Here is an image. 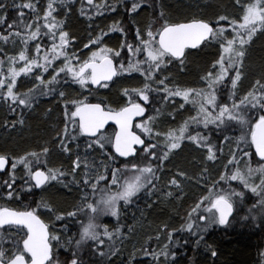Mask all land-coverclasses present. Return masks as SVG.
<instances>
[{
  "label": "snow or ice",
  "instance_id": "6c2138e0",
  "mask_svg": "<svg viewBox=\"0 0 264 264\" xmlns=\"http://www.w3.org/2000/svg\"><path fill=\"white\" fill-rule=\"evenodd\" d=\"M89 5H93V0H87ZM240 0H236L239 3ZM37 3L39 0H13L12 7L16 9V16L9 20L5 8L8 7L3 0H0V51L3 50V44L15 45L18 41L24 47L19 51L18 56H9L8 70L4 72V60H0V104L5 105L8 111L15 113L17 109L31 110L38 102L40 96H48L54 93L63 104L64 125L62 130L63 139H60V151L68 153L71 150L68 145L83 136L87 139L83 141L85 144L86 157L83 158L77 152L75 159L71 156L67 157L71 164L75 167L71 168V172L75 173L76 169L82 168L83 186L91 188L92 194L98 190V185L101 181L108 180L107 173L110 172L111 185H117L115 193L111 192L108 187H101V193L98 200L93 202L88 201V193L85 191L84 200L77 205L76 210L67 212V216L76 217L78 213L85 215L87 222L81 221L82 232L79 240L75 244V250L69 264H88L82 256V246L88 241L95 242L96 247L92 249V255L99 257V264H107V260L114 254L113 245L114 236H119L120 232L109 231L108 227L100 223L103 216L110 215L119 218L120 207L119 201H124L125 205L134 203L133 198L137 197L141 191L148 189L145 195H151L155 191L157 185L153 182L158 181L160 177L158 171L163 170V162L168 160L172 150L180 147V142L185 139V134L188 133V123L186 122L180 129L178 134L169 131L166 137V142L161 146L159 137L160 132L153 134L152 128L148 123H138L136 127L140 128L145 134V139L141 135L134 134L132 129V121L135 117L144 116L146 109L153 112V115L146 117V120L153 121L160 110L155 107L158 102L163 103L166 98L182 97L187 101L189 95L195 92L197 96H206L207 103H202L199 107L197 116L191 117V121L197 126L203 125L204 129H208L209 125L214 124L220 128L225 121H236L242 128H246L247 132L243 133L236 141V147L240 152V158L245 156L251 157L253 153L249 151L252 145H255V153L258 154L261 161H264V71L261 72L259 79L255 81L252 90L247 95L239 98V103H236L235 92L229 96L232 101L231 106L228 103H216V85L225 79L230 70L235 69L234 78L230 81L232 89H235L237 82L241 79L240 67L243 65L246 56L247 48L253 35L258 29H264V0H255V3H250L243 11V22L237 24L236 20H229L225 15H219L217 23L227 21L231 26V32H228L227 27L213 28L209 23L203 20L193 19L191 22H163L158 31L151 29L146 31V37L142 38V33L139 29L136 31V39L138 46L125 42L117 45L115 48L106 47L104 37L108 32L124 33L125 29L119 24L114 23L108 31H103L99 35L89 38V42L83 44L84 48L90 50L91 55L87 59H83L76 52V47L69 31L63 30V22L56 19L54 13L56 8L65 3V0H60V5L57 0H48L45 9L37 11ZM147 0H136L131 5V11L137 12ZM151 6V5H149ZM109 10L116 11L115 4L107 6ZM25 9L29 10L26 14ZM41 12H43V22L41 20ZM99 14V8L97 7ZM161 16H164L163 11ZM159 37V39H157ZM211 37L212 39H209ZM45 38L49 43H45ZM218 39L219 48L217 49V58L215 63H212L211 68L218 71H207L204 76L206 82V90L197 89H180L169 88L168 76L165 74L163 78H157L156 73L162 68H167L168 63L176 61V67L184 65L185 60L199 55L204 49L212 46L213 40ZM34 41L32 48L33 55L27 54L29 42ZM58 41V42H57ZM207 41V43H205ZM204 48H201V45ZM99 47V51H92V46ZM186 49L199 50L189 51ZM122 51L125 53L121 55ZM42 54V55H41ZM131 54V58H129ZM143 54V59H140ZM87 56L88 54L85 53ZM119 64V74L128 73L133 81H137L139 86L123 87V96L127 100L123 102L124 106L118 111L112 108H102L103 101L97 103L88 102V94L81 93L82 98H74L71 94L65 93L64 90L58 89L55 86L64 83H74L80 85L81 89L89 85H97L100 88H108V81H112L113 77L118 75L117 70L113 67V59ZM167 58V60H166ZM60 60L61 63L53 67V63ZM75 61H80V66L76 67ZM124 61L128 62L125 67ZM23 62L19 69L11 67V65ZM102 62V63H101ZM147 65V68L143 66ZM51 68V71L49 69ZM35 70V75L32 76V82L36 84L35 88L28 87L27 91H20L17 88V79L21 75L28 76ZM44 73L48 75L45 76ZM63 73V76L61 74ZM137 73L138 75H132ZM143 77V79H140ZM69 78H71L69 80ZM167 81V83H166ZM117 83H120L117 81ZM156 84V87H153ZM159 85H164L163 92L167 97L159 96L161 89ZM22 87L26 86L24 83ZM39 89V92L36 91ZM156 93V95H153ZM258 93V95H257ZM183 108L184 105H178ZM209 107L211 111H209ZM50 110V109H49ZM215 115H212V112ZM200 114H203L201 117ZM114 121L118 125L119 130L112 133L111 136L100 132L108 121ZM23 124V119L12 121L11 126ZM7 126V125H5ZM99 133V135H98ZM250 137V140L248 139ZM187 139L191 140L198 147L207 148V159L212 161L216 159V151H213V146L210 144L211 137L208 133L197 130L195 134L188 133ZM156 140L155 143L152 141ZM114 148L112 152L108 146ZM140 147L137 148L136 146ZM78 149L79 144L75 145ZM98 152L101 158V164L97 168L103 167V172H95L89 175L90 165L87 157L96 159L93 152ZM43 152L47 154L48 148L45 147ZM32 157L38 164H45L46 161L40 158L37 152H29L27 156L19 157L13 160L6 154H0V172H4L7 180L3 182L6 189H11L15 184L16 168L23 164L28 170V176L35 184L30 187H42L47 181H55L58 176L66 175L65 172L59 169H47V174L44 171H33ZM125 158L121 161L119 158ZM131 158V159H129ZM108 163L104 164V160ZM237 160L235 154L228 161L232 164ZM122 164L123 167H116L117 164ZM6 168L8 169L6 171ZM261 173H264V166L259 168ZM119 174V175H118ZM120 177H127L121 182ZM232 180H240L246 187H249V181L241 176L239 171L229 174L227 171L223 175H219L213 187L221 181L229 183ZM176 185V180L170 181ZM151 185V188L149 187ZM26 187L29 184L26 183ZM67 186V185H65ZM251 191L256 194H264V180L261 181V188L258 192L255 186H251ZM170 196L171 193H168ZM9 198L13 196V192H8ZM208 201L206 207H202L204 201ZM232 198L225 192H211L205 196L203 200L195 204L185 218L184 224L177 228L176 231L193 232L201 227L200 221L207 224L215 221L218 215L220 224H227L233 212ZM261 205H264V198L261 200ZM47 207V205H44ZM51 211V209H49ZM203 211L211 213V216L203 215ZM259 211L264 214V207H260ZM199 214V215H198ZM57 220H63L64 216L57 215ZM0 231L13 233L18 235V238L9 236L11 242L10 248L5 249L3 239L0 238V264H60L58 258L53 257V251L49 240L47 226L40 220L36 214V209L25 211H14L8 208L0 209ZM109 242L107 250H102L105 245V239ZM52 240H58V236H52ZM169 243L172 241L171 235L167 237ZM187 242V241H186ZM168 245H165L163 253L153 254L155 261L159 255L169 256L167 251ZM147 255V253H145ZM215 256V252L211 253ZM26 257H28L26 259ZM172 259H175L172 256Z\"/></svg>",
  "mask_w": 264,
  "mask_h": 264
},
{
  "label": "trees",
  "instance_id": "16d2710c",
  "mask_svg": "<svg viewBox=\"0 0 264 264\" xmlns=\"http://www.w3.org/2000/svg\"><path fill=\"white\" fill-rule=\"evenodd\" d=\"M41 1L43 2L44 0ZM155 1L152 0L149 3L151 6H149V12L147 11L148 15H142V18L149 19L147 21L144 20V23L151 22L152 19L156 20L157 18L161 24L164 20H167L166 22L168 23H175L197 19L208 22L213 28L226 26L224 21L217 23L219 15H224L225 13L238 14L241 4H245L246 2V0H240L239 3H236V0H194L192 2L185 0H164L162 6L164 9L160 10ZM3 2L8 5L4 11L9 20L13 19L16 16V9L12 7L13 0H3ZM115 2L113 1V3ZM81 4L86 7L84 1ZM82 10V8H74L72 14L64 21V30L69 31L75 45H78L81 54L84 52L83 44L88 43L89 38L93 34L97 36L103 31V29H98V31L96 30L97 32L93 31L91 29L92 26L89 28L84 22L85 17L80 14L83 12ZM123 10L125 12H121L125 15L122 20L124 24L126 21H129L127 19L129 15L127 10ZM162 11L164 13L163 17L161 16ZM25 12L28 13L26 9ZM214 16L217 18L212 19ZM162 18L164 19L162 20ZM42 21L43 16L41 17V23ZM143 22L139 25L129 21V24H126V27L123 28L126 31L133 32L138 27L141 31ZM119 38L121 36H115V38H112V42L119 43L122 40L121 44H124V39ZM128 40L130 39L128 38ZM45 43H49L47 39H45ZM213 51V49H209L203 53L201 52L202 54L200 53L197 56L186 59L185 65L182 68H177V62L173 60L169 65L168 71L163 74H166L169 77L168 80L172 81V83H168V87L170 89L192 88L204 90L202 83L205 84V81L203 78L207 71L212 70L211 65L215 63V58H217L215 56L216 51ZM9 56L12 55L0 51V60L7 62ZM250 59L247 74L248 85L246 84L247 88L245 90L247 92L252 90L255 81L260 78L261 72L264 71V35L259 39V43L255 46V49L252 50ZM61 76H63V73ZM229 82L230 77L219 83L223 84L221 87H216L217 104L228 103L231 106L232 102L229 100V96L234 90L230 88ZM156 86V84H153V87ZM55 87L64 90L66 95L71 94L74 98H82L81 93H85L88 94L89 102H100L102 100L101 95H99L101 90L93 93L89 86L81 89L78 84L64 83L62 81L61 84ZM159 87L161 89L159 96L167 97V94L162 92L164 85H159ZM111 91L110 100L112 102H119L120 88L116 87ZM52 94L54 97L51 100L57 101V103L53 104L49 102L50 110L44 107L48 103L40 105L32 113L31 110L17 109L15 113L9 112L8 114V108L0 107V145L5 154L16 155L15 157L26 156L29 152L40 154L47 147L48 155L46 157H48L49 165L47 167L65 172L66 175L62 178L65 184L61 187H54L53 185L49 187L48 185L47 188H43L41 191H36L31 187L32 192H27L25 191L24 180L23 178L21 180V175L18 174L19 179H16L17 184L13 185L11 189H6L3 182L8 177L2 174L0 175V207L30 210L35 209L42 202L43 204L39 208H46L48 211L51 209L49 213L52 219L47 218L44 213H41L46 223L50 224L52 236L59 237L58 240H53V257L58 258L60 264H69L72 252L75 250V244L80 237L75 238L74 236L72 245L68 244L65 246L58 244L66 240L70 235H73V230H75L73 226L75 224L80 226L81 234V221L86 223L87 220L82 213H78L76 217L67 216V212L76 210L77 205L81 203V190L83 186L82 184L77 185V181L73 179V177H77V174L76 172H71L70 169L74 167V164H71L67 157H73L77 152L75 149L72 152L75 145L79 144V147L83 149L85 144L82 142V138H78L68 145L71 150L70 152L62 153L60 151L61 146L58 141L64 138L61 130H59L61 124L60 108L63 104L54 93H50L45 97H51ZM192 94L193 96L187 102L182 98L178 99L176 97L166 98L163 103L159 102L158 99L155 107L160 112L156 115L155 120L149 122L154 129V133H161L158 138L161 146L166 141V135L169 131L174 132L176 128L182 127L186 122L189 125L188 133L194 135L197 130L202 133H208L211 137L210 144L213 146V151L215 152L219 148V151L216 152V159L209 161L207 159V148L198 147L191 140L187 139L188 133H186L185 139L180 142V147L172 150L168 160L163 162V170L157 172L160 179L153 182L157 185L155 191L147 196L145 192L148 189L141 191L137 197L133 198L134 203L128 205L122 203V200L119 201L121 213L119 218L110 215L101 218L100 223L108 227L109 231L116 232L119 229L120 232L119 236L113 237L115 241L113 245L114 254L108 258L107 264H256L258 254L264 249V214H261L259 211L260 207H264V205H261L264 194L253 193L250 187H246L244 183L237 180H234L232 183H225L223 181L219 183L223 185L231 184L232 191L236 195L233 199L236 212L227 227L209 226L202 223L200 229L197 231H176L177 228H180L184 224L185 218L192 207L201 198L209 194L219 175H223L225 171L229 174L236 171L246 173L247 167L244 164H237L240 154L237 156L235 154V151L238 150L236 145L231 147V155L235 154L237 157V160L233 161L232 164L228 163L232 159V156H225L223 158V155H221V146L228 135H238L240 137L247 130L245 128L242 129L237 123L233 124L229 123V121H226L220 128L213 125H209L208 129H204L203 125L197 126L188 118L190 116L188 115V107L192 103L196 106L195 101L201 96H197L195 92H192ZM153 95H156V93H153ZM245 95H247L245 92L238 95L235 94L236 103H239V98ZM180 104H183L184 107L179 108L178 105ZM147 110V117L153 115L151 110ZM16 115L25 117L21 118L24 121L23 125L25 128H21V124L19 123L15 127L11 126L12 121L19 120L15 118ZM174 115H178L175 120L173 119ZM7 116L8 127L6 128ZM152 142L155 143L156 140ZM41 145H43V148H38ZM249 151L253 153L252 148ZM249 163L252 170L251 175L255 177L252 186H255L259 192L261 181L264 180V173H261L259 168L264 166V162H260L253 153L249 157ZM116 167H123V165L118 163ZM107 174L109 176L108 180L98 185L95 195L92 194L91 188H83V200L85 191L88 193L87 202H93L100 198L101 193L99 188L108 187L111 189V186L108 184L111 181L110 172ZM123 178L126 177H120V180L122 181ZM173 179L176 180V185L170 183ZM60 181L58 184H60ZM149 187L151 188V185ZM27 190H30V183ZM9 191L13 192L11 198L8 196ZM45 191H49L47 195H43ZM111 192L114 193L112 190ZM168 193H171V195L169 196ZM44 205H47V207H44ZM123 209L128 210L124 211ZM57 215L64 216V219L57 220ZM4 233L6 232L0 231V238L3 239L5 249L8 250L11 242L9 238L1 235ZM169 235H171L172 241L176 243H169L167 239ZM104 239L105 245L102 246V250H107L109 242L106 237ZM165 245H168L167 251L170 255L166 257L161 254L154 261L153 254L163 253ZM65 247L69 249L67 253L58 255L60 253L57 251V248L63 250ZM95 247L96 245L93 241H88L87 244L82 246V256L88 261V264H99L100 258L91 254L92 249ZM212 252H215L216 255L212 256ZM202 253L204 254L201 255ZM172 256L175 259H172Z\"/></svg>",
  "mask_w": 264,
  "mask_h": 264
},
{
  "label": "rangeland",
  "instance_id": "374dc122",
  "mask_svg": "<svg viewBox=\"0 0 264 264\" xmlns=\"http://www.w3.org/2000/svg\"><path fill=\"white\" fill-rule=\"evenodd\" d=\"M82 1H84L85 2V4H86V7L84 6V5H82L81 4V2ZM113 1H116L115 3H113ZM172 1H175V0H172ZM185 1H189V2H192V1H194V0H185ZM47 2H48V0H44L43 2L41 1V0H39V3H37V5H36V7H37V11L39 12L41 9H45L46 8V4H47ZM150 2H152V0H149V3ZM155 3L160 7L161 5L163 6V4H164V0H156L155 1ZM250 3H255V0H246V2H245V4H241V6H240V11H239V13L238 14H230V13H225L224 15L225 16H227L228 18H229V20H236L237 21V24H239V23H242L243 22V11H242V9H244V8H246V6L248 5V4H250ZM57 4L58 5H60V0H57ZM112 4H115V6H116V10H117V14H116V16H115V18H114V22H115V20H116V24H121L120 26H122V27H126V24H129V21H126L124 24H123V19H124V17H125V15L121 12V11H124L123 9H125V10H127V12H128V14H129V9L127 8V7H124V6H122L121 5V2H120V0H93V5H89L88 4V2H87V0H65V3L63 4V5H60V6H58L57 8H56V12L54 13V15H55V17H56V19L57 20H59V21H62L63 22V30L65 29L64 28V21L69 17V15H71L72 14V12H73V10H74V8H78V9H80V8H82L83 10V12L82 13H80L82 16H85V15H87V14H89V13H91V12H97V7L99 8V13H101V12H105V11H107V12H110L111 10H109L108 9V5H112ZM237 6V5H236ZM27 10V9H26ZM27 11H29V10H27ZM81 11V10H80ZM125 12V11H124ZM149 12V11H148ZM27 14V13H26ZM43 16V12H41V17ZM86 17V16H85ZM217 17L216 16H214V17H212V19H216ZM164 19V18H163ZM129 20V19H128ZM88 21V20H87ZM43 22V21H42ZM225 23H226V26H224V27H227L228 28V32H226L225 33V35H228L229 34V32H231V27H230V25L228 24V22L227 21H224ZM38 23H41V20L40 21H38ZM148 25H149V22L148 23H144L143 22V25H141L142 26V29H141V31H142V33H144V32H146L147 31V27H148ZM134 26V25H133ZM100 27H103V28H100ZM104 28H105V25L103 24V23H99V24H94L93 26H92V28L91 29H93V31H98V29H103L104 30ZM151 30H153V31H158L159 30V28L158 27H156V26H154ZM96 31V32H97ZM95 32V33H96ZM111 34H113V32H111ZM264 35V29H258L257 30V32L253 35V37H252V39H251V41H249V44L248 45H246V48H247V52H246V56H245V58H244V61H243V65L240 67V71H241V79L237 82V86H236V88L235 89H233L234 90V92H235V94L236 95H238V94H240V93H243V92H245V93H248L247 91H245L246 90V88H247V77H248V70H249V62L251 61V53H252V50L253 49H255V46L259 43V39L262 37ZM96 36V34H93L91 37H95ZM121 36V38H119V39H122V34L120 35ZM146 37V34H145V36L143 37V38H145ZM46 39V38H45ZM128 39V38H127ZM157 39H158V37H157ZM218 39L219 38H217V40H213V42H212V46L211 47H209V48H206V49H204V51L203 52H205V51H207V50H209V49H213L214 51L213 52H215L216 51V55L215 56H217V49L219 48V44H218ZM112 40L113 39H110V41L112 42ZM125 42H126V40H124ZM58 42V41H57ZM89 42V41H88ZM35 42L34 41H31V42H29V44H28V49H27V54L28 55H33L34 54V49L32 48V44H34ZM113 43V42H112ZM122 43V40H120L119 41V44H121ZM124 43V42H123ZM24 47V45L21 43V42H17L15 45H12V44H7V43H4L3 44V52H7V53H10L12 56H18V54H19V51L22 49ZM106 47H108V46H106ZM110 48V47H109ZM84 49V52H82V54L79 52V50L80 49H78V50H76V52L79 54V56L81 57V58H83V59H87L88 58V56H90L91 55V52H90V50L89 49H87V48H83ZM92 51H99V47L98 46H96V45H93L92 46V49H91ZM202 52V53H203ZM212 52V53H213ZM85 53H87L88 55L86 56L85 55ZM201 53V54H202ZM42 55V54H41ZM121 55L122 56H124V54H123V51H122V53H121ZM118 60L120 59L119 57L117 58ZM166 60H167V58H166ZM61 63V61L60 60H57V61H55L54 63H53V67H55V66H57V65H59ZM75 63V65H76V67H79L80 66V61H75L74 62ZM22 64H23V62H17V63H15V64H13V65H11V67H13V68H16V69H19L21 66H22ZM124 64H125V67H127L128 66V64L126 63V61H124ZM119 65V64H118ZM169 65H170V63H168V65H167V68H162L161 69V71H159V72H157L156 73V77L157 78H160V77H163V74H164V72L165 71H168V69H169ZM185 65V64H184ZM184 65H182V66H184ZM182 66H180L179 68H182ZM8 67H9V64H8V60H7V62H5L4 63V66H3V71L4 72H7V70H8ZM218 69H219V66H217V69H212L211 71H213V73H214V75H215V73L218 71ZM49 71H51V68L49 69ZM250 72V71H249ZM35 75V70L31 73V74H29L28 76H25V75H21V76H19L18 77V79H17V88L18 89H20V91H25V86L24 87H22L21 85H22V82H21V80H25V79H28V80H30L31 82H32V76H34ZM44 75L45 76H47L48 74L47 73H44ZM132 75H134V74H132ZM234 75H235V69H233V70H230L229 71V73H228V75L225 77V79L224 80H226L228 77H230V81L234 78ZM121 76H124V77H128V73H125L124 75H121ZM222 82V81H221ZM220 82V83H221ZM37 83H39V81H36L34 84H35V86H36V84ZM25 85H28V83H24ZM201 84V83H200ZM204 86V90H206L207 89V85H206V82H205V84L204 83H202ZM247 84V85H246ZM223 84H217L216 85V87H221ZM229 85H230V88H232L231 87V83L229 82ZM119 87V86H118ZM120 88V87H119ZM162 92H163V88H162ZM257 95H258V93H257ZM193 96V94L191 93L190 95H189V98H188V100L190 99V97H192ZM176 98H178V99H180V98H182V97H176ZM187 100V101H188ZM46 101V100H45ZM185 101V100H184ZM187 101H185V102H187ZM232 102V101H231ZM202 103H204V104H206L207 103V97L206 96H201V97H199L198 98V100H196L195 101V104H196V106L195 105H193V103L190 105V107H188V115H190L188 118H189V120L191 121V117H195V116H197V114H198V112H199V107H200V105L202 104ZM216 103H217V96H216ZM49 104H47L46 106H44V107H46V109H51V107H50V105L48 106ZM33 108H36V107H33ZM209 111H211V108L209 107ZM48 113H50V112H48ZM216 113L213 111L212 112V115H215ZM187 115V116H188ZM201 115V117L203 116V114H200ZM178 115H174L173 116V119L175 120L176 119V117H177ZM21 119V117H19V120ZM56 120H57V118H56ZM180 121V120H179ZM178 121V122H179ZM227 121V120H226ZM225 121V122H226ZM62 122H63V125H64V116H63V109L61 110V125H60V128H61V126H62ZM183 122V121H182ZM144 123H148L149 124V126L152 128V131H153V134H155L154 133V129H153V127H152V125H151V123L149 122V121H145ZM229 123H233V124H235V123H237L236 121H229ZM211 125H213V126H215L214 124H211ZM224 125V124H223ZM222 125V126H223ZM21 128H25L24 127V125L23 124H21V126H20ZM216 127V126H215ZM181 127H178V128H176L175 130H174V132H176L177 134H178V132H179V129H180ZM61 129H63V127L61 128ZM140 129V128H139ZM195 129H197V127H195ZM245 130H247L246 128H245ZM140 131H141V129H140ZM61 133H62V131H61ZM141 133H142V131H141ZM107 135H109V136H111V133H106ZM143 135H145L144 133H142ZM166 137H167V135H166ZM81 137H79V139H80ZM238 138H239V136L238 135H228L227 136V138L223 141V145L221 146V155H223L222 157L224 158L225 156H232L231 154H232V150H231V147L234 145H236V141L238 140ZM248 139L250 140V137H248ZM82 140V142L83 141H85V139H81ZM166 141H164V143H165ZM181 144V143H180ZM57 145H58V143H57ZM43 145H41V146H39L38 148H43L42 147ZM84 148L83 149H81L80 147L77 149L76 147H74L73 149H72V152L74 151V149L75 150H77V152L80 154V156L82 157V160H83V158H85L86 157V154H85V151H84V149H85V145L83 146ZM108 147H111L110 145L108 146ZM77 152L73 155V159H75V157H76V154H77ZM89 152H93V150L92 149H89ZM43 151H41V153H40V158L42 159V160H44V161H46V163L45 164H38L34 159H32V157H29V160H31L32 161V168H33V171L36 169V168H40V167H46V171H47V169H48V167L47 166H49L48 165V157H46L48 154H45V153H43ZM48 153V152H47ZM235 154H236V156L238 155V154H240V152L237 150V151H235ZM27 156V155H26ZM93 156H95L96 157V159L95 160H93L91 157H87V159H88V162H89V165H90V173H89V175H91L92 173H95V172H97V171H99V172H103L104 171V168L103 167H100V168H97V166L98 165H100L101 164V158L99 157V155H98V153L97 152H93ZM242 160V161H241ZM104 164H107L108 163V161L105 159L104 161ZM237 164H244V165H247V167H246V173H240L241 174V176H243L245 179H247L248 181H249V187L251 188V186H252V182L254 181V179H255V177L253 176V175H251V172H252V170H251V167H250V163H249V157H247V156H245V157H243V158H240V156H239V160H238V162H237ZM74 167H75V165H74ZM82 168H83V163H82V165H81V168H79V169H76V174H77V177H73V179L74 180H76L77 181V185H80V184H82L83 185V181H82ZM54 170V169H53ZM218 170H219V167H218ZM18 174L19 175H21V180H22V178H23V180H24V185H26V183L27 184H29L30 183V177L28 176V170L24 167V165L23 164H20V165H18L17 166V168H16V176H17V179H19V176H18ZM65 176V175H64ZM64 176H58V178H57V180H55V181H50V183L49 184H47V186L49 185V187L50 186H54V187H57V186H59V187H61V186H63L65 183L62 181V178L64 177ZM255 176H256V174H255ZM26 178H27V180H26ZM127 178V177H126ZM60 179H61V181H60ZM123 179H125V178H123ZM60 181V184H58V182ZM123 181V180H122ZM121 181V182H122ZM234 180H232V181H230V183H232ZM237 181H240V180H237ZM101 182H103V181H101ZM241 182V181H240ZM242 183V182H241ZM17 184V180H16V182H15V184H13V185H16ZM108 184H109V186H111V190L115 193L116 192V190H117V185H111V181L110 182H108ZM26 187V186H25ZM29 187H26L25 189V191H27V192H32V190H31V187H30V190H27ZM83 188H85L84 186H82V190H81V202L83 201ZM49 191H45V193L43 194V195H47V193H48ZM211 192H225L227 195H230L231 196V198H232V200H231V202H233L234 203V201H233V199L236 197V195H235V193L232 191V187H231V184H229V185H223V184H219V185H216L215 186V188L214 187H212V189L210 190V192L209 193H211ZM209 195V194H208ZM207 195V196H208ZM204 198V197H203ZM203 198H201L200 199V201L201 200H203ZM199 201V202H200ZM198 202V203H199ZM122 203H124V201H122ZM42 202H40L38 205L39 206H37L35 209H36V212L37 213H40V214H42V213H44L45 215H46V217L47 218H51L52 219V216L50 215V213H49V211L46 209V208H39V207H41L42 206ZM207 204H208V201H204L203 202V205H202V207H206L207 206ZM0 209H2L1 207H0ZM124 211L125 210H128V209H123ZM42 212V213H41ZM261 213V212H260ZM129 215H131V214H129ZM199 215V214H198ZM203 215H205V216H211V213H208L207 211H203ZM200 223L202 224H204L205 222L204 221H200ZM49 224V223H48ZM209 226H220V223H219V218H218V215H217V218H216V220L215 221H211V222H209V223H207ZM49 226H50V224H49ZM75 227V230H73V235H70L68 238H66V240H64V241H61L58 245H61V244H63V245H68V244H73V238H74V236H75V238H79L80 237V226L79 225H77V224H75L74 226H73V228ZM2 236H6L7 238H9V236H11L12 238H18V235L16 234V233H4V234H1ZM69 249L68 248H66L65 247V249H63V250H61V249H59V248H57V251L60 253V254H58V255H64L65 253H67V251H68ZM204 253H202L201 255H203Z\"/></svg>",
  "mask_w": 264,
  "mask_h": 264
},
{
  "label": "flooded vegetation",
  "instance_id": "af4514ba",
  "mask_svg": "<svg viewBox=\"0 0 264 264\" xmlns=\"http://www.w3.org/2000/svg\"><path fill=\"white\" fill-rule=\"evenodd\" d=\"M120 2H121V5L122 6H124V7H127L128 9H129V18H127V19H129V21H131L132 23H137V24H141L144 20L145 21H147V20H149V19H144V18H142V15H148V13H147V11H149V0H147V3H145V4H143V6L140 8V9H138V11L137 12H135V13H133L132 11H131V5L134 3V2H136V0H120ZM161 9H164V7H162V5L160 6V10ZM116 14H117V10L116 11H110V12H107V11H105V12H101V13H97V12H91V13H89V14H87V15H85L84 17H85V20H84V22H85V24L90 28V26H93L94 24H99V23H103L104 25H105V28H104V30L103 31H108V29H110V27L114 24V23H116V20H115V22H114V18H115V16H116ZM88 20V21H87ZM162 20H163V18H162ZM165 21H167V20H164V22ZM181 23V22H180ZM121 25V24H120ZM160 25H161V22H159V19L157 18L156 20H153L152 19V21L151 22H149V25H148V27H147V30H149V29H152L154 26H156V27H158V28H160ZM137 29H138V27H136V29L133 31V32H131V31H126L125 30V32L124 33H120V32H113V34H111V32H108V35L107 36H105L104 37V41H106V44H105V46H108V47H110V48H115L117 45H120L119 43H112L111 41H110V39H112V38H115V36L116 37H119L121 34H122V39H124V40H126V42L127 43H132V44H134V45H136V46H138V40L136 39V31H137ZM140 30V29H139ZM103 31H101V32H103ZM100 32V33H101ZM141 32V31H140ZM99 33V34H100ZM129 33H131V34H129ZM142 33V32H141ZM145 34H146V32H144V33H142V38L145 36ZM127 38H129L130 40H128ZM158 39H159V37H158ZM79 47H76V49H78ZM204 48V47H203ZM189 51H199V50H189ZM189 51H187V52H189ZM186 52V53H187ZM123 54L125 55V53L123 52ZM129 58H131V54H129ZM140 59H143V54L141 55V57H140ZM114 60V62L116 63V68H117V71H118V76H117V78L112 82V83H109V87L108 88H93L91 85H89V87H90V89L92 90V92L94 93L95 91H98V90H101V92L99 93V95H101V101H103L104 103L103 104H101V106L103 107V108H112L114 111H118L119 109H120V107H123L124 106V104H123V102H125L126 100H127V97H124L123 96V87H122V85L124 86V87H127V86H139L138 85V82L137 81H133V80H131V78L129 77L128 79H126V77H124V76H121L120 74H119V65H118V63H117V58H115V59H113ZM126 63L128 64V62L126 61ZM144 68H147V65H144L143 66ZM166 72V71H165ZM134 75H138L137 73H133ZM161 78V77H160ZM163 78V77H162ZM71 78H69V80H70ZM140 79H143V77H141ZM168 79H169V77H168ZM127 80H129V81H127ZM117 81H119L120 83H116ZM21 82L22 83H28V85H26L25 86V91H27L28 90V87H33V88H35V84L33 83V82H31L30 80H28V79H25V80H21ZM116 83V84H115ZM115 84V85H114ZM120 87V99H119V102H112L110 99V96H111V94H112V89H115L116 87ZM36 91L37 92H39V89H36ZM54 97V95L52 94L51 95V97H45V96H40L39 98H38V102L33 106V107H36V108H32L31 109V113L33 112V111H35L36 109H38L39 107H40V105H42V104H46V103H48L49 104V102H52L53 104L54 103H57V101H52L51 99ZM46 100V101H45ZM89 102V101H88ZM91 103H97V102H91ZM0 107H5L6 109H7V107L6 106H4L3 104H0ZM63 109V105L61 106V108H60V110H62ZM145 112H148V110L146 109V111ZM8 114H9V111H8ZM19 117H21L20 115H16L15 116V118L16 119H19ZM21 118H25V117H21ZM7 121H8V116H7V119H6V124L5 125H7V126H5L6 128L8 127V123H7ZM145 121H147V120H145ZM144 121V119L143 120H139V121H137L136 123H135V125H134V131L137 133V134H139V135H141V137L143 138V139H145L146 137H145V135H143L142 133H141V131H140V129L138 128V127H136V125L138 124V123H144L145 122ZM61 125V124H60ZM63 127V122H62V126H61V128ZM19 128V127H18ZM61 128H59V130H63V129H61ZM15 131V130H14ZM114 132H116V128L114 127V126H109L106 130H105V132L104 133H111V135H112V133H114ZM1 138V137H0ZM83 139V138H82ZM0 154H5V152L1 149V145H0ZM7 155V154H6ZM9 157H11L13 160H15V159H17V158H19V157H15L16 155H14V156H11V155H8ZM24 156V155H23ZM21 157V156H20ZM39 169H46V167H40V168H36L34 171H36V170H39ZM8 169H6V171H7ZM0 174H4V173H0ZM26 180H27V178H26ZM30 180H31V178H30ZM30 185H33V182H32V180L30 181ZM36 191H40V190H37L35 187H33ZM48 224V223H47ZM49 225V224H48ZM50 227V226H49ZM264 247V246H263ZM256 264H264V249L262 250V252H260L259 254H258V257H257V262H256Z\"/></svg>",
  "mask_w": 264,
  "mask_h": 264
},
{
  "label": "water",
  "instance_id": "95a60500",
  "mask_svg": "<svg viewBox=\"0 0 264 264\" xmlns=\"http://www.w3.org/2000/svg\"><path fill=\"white\" fill-rule=\"evenodd\" d=\"M210 38V37H209ZM206 42V41H205ZM187 50V49H186ZM102 63V62H101ZM113 67L116 69V66H115V63H114V61H113ZM117 76H115V77H113V80L112 81H108L107 83L109 84V83H112L113 81H114V79L116 78ZM93 88H99L97 85H91ZM102 107V106H101ZM103 108V107H102ZM144 116H141V117H135L134 119H133V121H132V131H133V127H134V124H135V122L137 121V120H139V119H141V118H143ZM110 125H114L116 128H117V131L119 130V128H118V125H116L115 123H114V121H108L106 124H105V126H104V128H102L101 130H100V132H103L108 126H110ZM134 132V131H133ZM99 134V133H98ZM134 134H136L135 132H134ZM137 148H139L140 146L139 145H137L136 146ZM253 148H254V151H255V145H253ZM113 151H114V148H113ZM257 156H258V154H257ZM258 158L260 159V157L258 156ZM120 159H122V160H124L125 158H123V157H121ZM130 159V158H129ZM261 160V159H260ZM7 169V168H6ZM0 173H4V172H0ZM33 183L35 184V181L33 180ZM48 184V181L47 182H45V184L42 186V187H39V188H37V190H41L42 188H44L46 185ZM15 211V210H14ZM233 213H234V208H233V212H232V215H231V217L233 216ZM231 217L229 218V221H230V219H231ZM41 220V219H40ZM42 221V220H41ZM43 222V221H42ZM44 223V222H43ZM229 223V222H228ZM227 223V224H228ZM45 224V223H44ZM227 224H222L223 226H226ZM46 225V224H45ZM47 229H48V227H47ZM48 233H49V230H48ZM49 240H50V233H49Z\"/></svg>",
  "mask_w": 264,
  "mask_h": 264
},
{
  "label": "bare ground",
  "instance_id": "6f19581e",
  "mask_svg": "<svg viewBox=\"0 0 264 264\" xmlns=\"http://www.w3.org/2000/svg\"><path fill=\"white\" fill-rule=\"evenodd\" d=\"M87 38V37H86ZM49 184V183H48ZM49 226V225H48ZM255 261V260H254Z\"/></svg>",
  "mask_w": 264,
  "mask_h": 264
}]
</instances>
